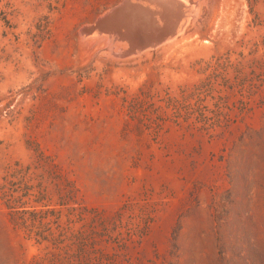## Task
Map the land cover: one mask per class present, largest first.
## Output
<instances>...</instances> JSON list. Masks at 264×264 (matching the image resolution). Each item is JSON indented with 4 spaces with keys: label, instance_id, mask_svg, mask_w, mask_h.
Masks as SVG:
<instances>
[{
    "label": "rangeland",
    "instance_id": "374dc122",
    "mask_svg": "<svg viewBox=\"0 0 264 264\" xmlns=\"http://www.w3.org/2000/svg\"><path fill=\"white\" fill-rule=\"evenodd\" d=\"M164 1L0 0V264H264V0Z\"/></svg>",
    "mask_w": 264,
    "mask_h": 264
},
{
    "label": "water",
    "instance_id": "95a60500",
    "mask_svg": "<svg viewBox=\"0 0 264 264\" xmlns=\"http://www.w3.org/2000/svg\"><path fill=\"white\" fill-rule=\"evenodd\" d=\"M125 1H129L130 2V4L131 3H134V4H136V5H141L142 3L143 4H148V3H151L152 5H155V4H160L159 2L161 1V0H125ZM164 1V0H163ZM129 2H125V3H129ZM164 3H166L164 6H170V5H172V6H179L180 4L181 5H183L182 4V2H180V0H165L164 1ZM129 4H125V5H121L119 8H128V7H126V6H128ZM146 6V5H145ZM187 14V13H186ZM107 16H109V15H107ZM105 17L106 19L107 18H109V17ZM106 19H104V20H106ZM169 23V22H168ZM172 30H173V32L175 31V29L172 27Z\"/></svg>",
    "mask_w": 264,
    "mask_h": 264
},
{
    "label": "bare ground",
    "instance_id": "6f19581e",
    "mask_svg": "<svg viewBox=\"0 0 264 264\" xmlns=\"http://www.w3.org/2000/svg\"><path fill=\"white\" fill-rule=\"evenodd\" d=\"M181 1V0H180ZM128 2V1H127ZM161 3V2H160ZM134 4V3H133ZM163 4H165V3H163ZM142 5V4H141ZM159 5V4H158ZM158 5H156V6H158ZM129 6V5H128ZM150 6V5H149ZM151 6H152V4H151ZM150 6V8L149 9H151L152 7ZM160 6V5H159ZM158 6V7H159ZM162 7V5L160 6V8ZM172 8L174 7V6H171ZM146 8H148V6L146 7ZM164 9L163 10H165L164 11V13L165 14H168L169 12H167V11H171L172 10V8H170V9H168L167 7H163ZM145 9V8H144ZM153 9V8H152ZM162 9V8H161ZM160 9V10H161ZM146 10V9H145ZM147 11H149V10H147ZM156 11V10H155ZM155 11H154V13H155ZM159 11V9L157 10V12ZM115 12V11H114ZM162 12V11H161ZM178 13V12H177ZM117 14V13H116ZM156 14V13H155ZM158 15V14H157ZM161 15V14H160ZM152 17V16H151ZM153 17H154V14H153ZM157 17V16H156ZM159 17V16H158ZM120 18V17H119ZM167 18V17H166ZM156 19V18H155ZM158 19H160V18H158ZM126 20V19H125ZM141 20V19H140ZM126 23V22H125ZM104 27V26H103ZM118 27V26H117ZM118 29V28H117ZM122 29V28H121ZM107 30V29H106ZM131 30V29H130ZM116 31V30H115Z\"/></svg>",
    "mask_w": 264,
    "mask_h": 264
}]
</instances>
